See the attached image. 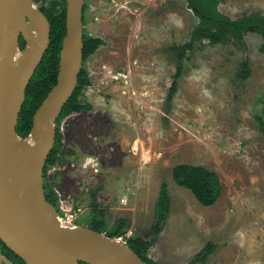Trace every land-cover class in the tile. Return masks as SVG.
I'll list each match as a JSON object with an SVG mask.
<instances>
[{
    "label": "rangeland",
    "instance_id": "rangeland-1",
    "mask_svg": "<svg viewBox=\"0 0 264 264\" xmlns=\"http://www.w3.org/2000/svg\"><path fill=\"white\" fill-rule=\"evenodd\" d=\"M51 1L56 0L36 6ZM85 5L84 31L105 45L84 66L92 84L82 100L92 108L60 124L59 161L46 178L56 207L59 193L80 202L84 210L76 225L89 227L97 191L98 208L107 211L105 231L125 220L134 238L155 239L148 257L158 264H192L209 242L217 245L215 254L195 264H264V136L257 120L264 101L262 36L248 33L244 46L205 40L181 60L172 49L188 43L199 23L187 0H85ZM219 10L233 21L264 15V0H220ZM246 61L251 76L238 79ZM179 65L183 76L168 112ZM88 158L95 159L97 172L84 168ZM179 165L219 176L222 193L213 206H202L175 183ZM163 183L172 212L155 238ZM123 196H131L127 206Z\"/></svg>",
    "mask_w": 264,
    "mask_h": 264
},
{
    "label": "water",
    "instance_id": "water-1",
    "mask_svg": "<svg viewBox=\"0 0 264 264\" xmlns=\"http://www.w3.org/2000/svg\"><path fill=\"white\" fill-rule=\"evenodd\" d=\"M66 5L57 84L36 111L29 136L22 138L19 115L49 48L51 28L34 0H0V241L25 264H148L130 246L92 228L67 224L46 197L44 170L55 146L56 123L76 91L84 64L85 0H66ZM38 20L44 25L42 44L34 41L30 29ZM18 51L23 56L16 65ZM28 141L36 142L30 152ZM0 264H13L1 246Z\"/></svg>",
    "mask_w": 264,
    "mask_h": 264
},
{
    "label": "trees",
    "instance_id": "trees-1",
    "mask_svg": "<svg viewBox=\"0 0 264 264\" xmlns=\"http://www.w3.org/2000/svg\"><path fill=\"white\" fill-rule=\"evenodd\" d=\"M43 0H34L36 4ZM191 9H194L195 15L199 18L198 26L193 30L191 40L182 45L175 46L172 50L178 53L179 59L183 60L188 52L193 51L195 44L202 41H209L212 45H225L231 40L237 41L238 44L244 46L245 37L248 33L254 32L262 36L263 43L259 52L264 55V15L261 13H252L244 15L241 18L233 21L230 17L223 14L219 10L220 0H187ZM84 7V13L86 11ZM50 23V45L46 51L42 62L36 69L29 86L26 91V101L23 105L22 111L19 115V122L17 126V133L22 138H27L33 127V117L47 98L50 91L57 84L60 64V52L62 49V41L66 35V17L67 5L66 0H56L47 3V6L40 7ZM83 20H85V15ZM253 28V30H251ZM25 45L21 38V46ZM105 45L101 38H93L84 31V64L83 70L80 73L78 86L74 95L64 107L60 118L57 121L56 127V142L53 151L51 152L47 165L44 170L45 191L48 202L52 205H57V199L52 186L47 183L46 178L50 168L54 167L59 161L60 148L62 146V134L60 131L61 122L75 113H80L84 110H90V104L83 103L82 93L85 88L91 86V79L85 70L84 66L87 60L94 55L97 50ZM183 66L177 67L173 78L167 103L168 112H170L171 105L175 96L179 91V82L183 76ZM251 76L250 61L243 62L241 71L238 74V79L248 80ZM259 128L264 136V101L262 114L257 117ZM173 180L175 183L189 190L197 201L204 207L213 206L222 193V186L219 176L204 167L179 165L173 170ZM101 190V189H99ZM98 190V191H99ZM97 191L92 193L94 200L93 218L91 219L89 228H92L98 233H105L107 228L105 209L98 208ZM172 212V200L167 183H163L159 198L155 206V224L152 227V232L155 238L161 234L167 220ZM127 231L126 221L121 220L119 225L107 232L108 236L116 237L124 234ZM155 239L145 240L141 237L133 238L129 246L137 253L144 262L148 264H158L148 257L150 248L154 245ZM3 254L13 264H25V262L12 252L4 243L0 241ZM217 250V245L209 242L207 246L195 257L192 264L206 262ZM85 264V263H81Z\"/></svg>",
    "mask_w": 264,
    "mask_h": 264
},
{
    "label": "built area",
    "instance_id": "built-area-1",
    "mask_svg": "<svg viewBox=\"0 0 264 264\" xmlns=\"http://www.w3.org/2000/svg\"><path fill=\"white\" fill-rule=\"evenodd\" d=\"M137 148V149H136ZM134 151L138 150V147H134L133 148ZM84 168H92L93 171H98V169L96 168L97 163H95V159L94 158H88L85 160L84 163ZM127 195V194H126ZM59 196L62 198L63 195L61 193H59ZM59 199L58 201V206H57V210L60 212L61 217L63 218V220L69 224V225H76L77 220L79 219V217L81 216V214L83 213L84 210V205L79 203H74L73 200L71 201V197H67V200H63V199ZM131 199V196H123L120 201L121 204L124 206H127L129 201ZM105 236H108L107 232L103 233ZM110 237V236H108ZM112 238V237H110ZM134 238V231L133 230H129L126 231L124 234L113 237L112 239L120 242L121 244L125 245V246H129L130 241Z\"/></svg>",
    "mask_w": 264,
    "mask_h": 264
},
{
    "label": "bare ground",
    "instance_id": "bare-ground-1",
    "mask_svg": "<svg viewBox=\"0 0 264 264\" xmlns=\"http://www.w3.org/2000/svg\"><path fill=\"white\" fill-rule=\"evenodd\" d=\"M31 32L33 33V38H34V41L36 43H41V39L44 35V25H43V22L41 20H38L37 24H35L34 26H32L31 28ZM29 50H33L32 46H29L28 47ZM23 56V54L21 53V51H18L15 53V56H14V62L15 64L17 65V61ZM28 61V60H27ZM36 145V142L35 141H28L26 142L25 144V147H27L28 149L26 151H31V149ZM138 146V144H137ZM145 159L148 160V155L145 154L144 155ZM59 224L60 226L62 225V222L59 221ZM63 226V225H62ZM61 226V227H62Z\"/></svg>",
    "mask_w": 264,
    "mask_h": 264
},
{
    "label": "flooded vegetation",
    "instance_id": "flooded-vegetation-1",
    "mask_svg": "<svg viewBox=\"0 0 264 264\" xmlns=\"http://www.w3.org/2000/svg\"><path fill=\"white\" fill-rule=\"evenodd\" d=\"M84 15H85V13H84ZM257 34V33H256ZM20 41H21V39H20ZM21 45V44H20ZM22 47V46H21ZM22 48H24V47H22Z\"/></svg>",
    "mask_w": 264,
    "mask_h": 264
}]
</instances>
